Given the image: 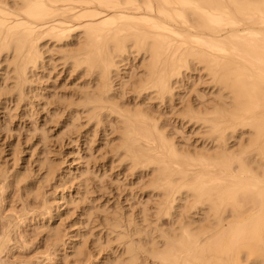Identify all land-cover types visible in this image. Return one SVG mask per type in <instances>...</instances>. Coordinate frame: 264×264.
I'll return each instance as SVG.
<instances>
[{"label": "bare ground", "instance_id": "6f19581e", "mask_svg": "<svg viewBox=\"0 0 264 264\" xmlns=\"http://www.w3.org/2000/svg\"><path fill=\"white\" fill-rule=\"evenodd\" d=\"M72 41L77 42L75 48L70 47ZM54 54L63 65L88 77L78 102L74 105L76 100L69 99L67 106L85 112L91 127L115 119L120 126L113 152L133 172L146 174L150 187L145 185L144 190L150 188L160 198L158 204L152 202L156 219L149 218L154 222L150 226H145L148 203V207L143 204L147 208L139 207L138 222L132 215L129 221L107 216L102 238L106 244H116L117 255L112 248L106 250L115 255L113 261L264 264V0H0V68H12V89L8 85L12 98L24 99L29 78ZM134 60L143 70L130 85L137 97L155 94L168 101L189 72L206 73L217 89L213 90L217 103L203 109L188 107L183 117L207 130L210 144L186 150L148 109H134L139 106L134 102L130 110L114 98L115 80ZM123 80L119 86L125 84ZM236 139L242 142L237 148L230 142ZM45 162L39 165L45 167L42 178L47 181L53 165ZM0 173L3 179L5 174ZM16 176L15 182H23L21 175ZM37 188L33 199L41 197ZM46 204L44 199L41 208L50 215ZM11 224L0 226V264L20 263L7 260ZM44 225L40 227L56 243L59 228ZM77 235L66 245L74 261L84 255V246L74 240ZM95 241L98 249L107 247ZM61 257L64 260L66 255Z\"/></svg>", "mask_w": 264, "mask_h": 264}, {"label": "rangeland", "instance_id": "374dc122", "mask_svg": "<svg viewBox=\"0 0 264 264\" xmlns=\"http://www.w3.org/2000/svg\"><path fill=\"white\" fill-rule=\"evenodd\" d=\"M74 43L75 45H73ZM76 44V41H72L70 47L75 48ZM46 58L48 60H45V66L39 68L35 75L29 78L30 87L26 89V95L20 101L18 98H12L14 96L11 94L12 90L9 89L10 87L12 89L11 84L14 82L13 77L11 79L12 68L4 67L8 73L3 71L5 69L2 66L3 69L0 68V172H2V177L4 174V178L6 176L5 179L3 178L5 183L0 178V192L1 190L2 193L5 192L4 194L0 193L2 194L0 195V226H3L4 229L11 222L13 226L9 233L11 241L9 240L6 248L7 260L11 263L15 261L14 263L23 262L24 264L25 262L26 264H109V262L110 264H117L116 261H113L117 255L115 254L116 244H106L105 239L102 238L106 234L103 232H107L105 222L109 219L107 216L112 217L115 214L113 217H117L116 215H119L118 218L124 221H129L134 217L133 220L136 221L137 219L138 222L142 216L139 207L143 208L148 203L150 208L145 206L147 209L144 213L147 215L150 212L149 216L147 215L148 218L146 217L149 221H146L148 224L145 226H150L149 223L155 222L156 219L154 213L156 206L152 202L157 201L156 204H158L160 198L154 197L155 192H150V188H148L150 187V178L146 174L135 171L134 174L133 169L129 168L113 152L115 149H112V146L115 148L114 146L118 144V126L120 124L115 119H107L106 123L104 121V125L103 122L97 125L92 123L91 127V122L90 125L88 124L87 114L82 112L83 116L80 108L74 106L78 102L77 99L79 98L77 97H80L81 92L85 90L80 88H85L88 77L84 74L83 79L81 75L83 73L80 74V71L78 73L77 70L71 69L68 65H63V61L59 59L58 55H49ZM142 71L138 60L128 61L121 75L125 84L120 85L122 87L119 86V81L122 82L123 80L121 76L115 80L117 84L115 83L116 92H114V96L116 97L114 98L123 103L125 108L129 107L130 110L133 109L134 102V106L139 103V106L134 107V109H143V107H145V111L148 109L147 112L158 122L160 120V123L162 122L161 124L165 127L164 129L169 130L167 131L168 134L170 132V136H175L174 139L179 140L178 142L175 141L186 150H198L200 144V148L210 144V140L207 141L208 138L206 137V135L208 136L207 130L201 131L204 129L203 127L187 121L183 117L184 111L188 107L193 108L195 106V109H203L210 108L217 103L215 96L217 89L213 88L206 73L204 75L203 70L189 72L181 80L179 87L178 84L176 85L177 90H175L176 87L174 88L173 97L168 101H161L155 94H150L147 98L145 97L146 99L137 97L134 87L131 86L136 82V75ZM3 73L5 74L3 75ZM7 74L9 75L7 76ZM128 74L129 77H132L133 74L135 76L131 79ZM5 77L7 78L5 79ZM3 82H6V87L2 84ZM2 86L6 89L2 90ZM117 91L122 94L119 95ZM6 92H10V98ZM117 96H121V98H117ZM69 99L71 102L76 100V102L73 101L74 105L72 104L75 108L71 105L67 106L66 103ZM140 104L143 106L141 107ZM70 106L71 108L67 110ZM72 110L75 111L71 114ZM68 111L69 117L71 114L72 117L70 118L75 122L71 123ZM78 113L81 116L77 115ZM67 122L68 124L70 122L69 125L73 128H70ZM112 123L114 128L116 127L115 129L112 128ZM116 129L118 130L115 132ZM113 138L117 141H114ZM200 138H205L202 141L206 143L202 144ZM232 141L237 148L242 143L240 141L244 142V137L237 142L231 140V144ZM41 161L53 165V175L47 181L42 178L45 174V167L41 169L39 165ZM121 163L122 166H120ZM124 166H127L128 170ZM18 174L23 178V182L22 179L19 182L18 180L14 181ZM4 184L5 191H3ZM145 185H149L146 190H144ZM37 186L39 187L37 188ZM35 188H37L36 193L40 191L38 195L40 194L41 197H34L33 199L32 195L35 193L32 192H35ZM153 198L155 199L153 200ZM44 199L47 201L46 206L50 209V215L47 214L48 210L41 208ZM152 206L154 210H152ZM18 217L24 222H18ZM135 217L137 218L135 219ZM149 218H152L153 221H150ZM163 220L165 218L161 219V221ZM164 223L161 222L167 226L166 220ZM41 224H50L59 228L58 240H54L56 243H51L53 240L48 238L46 231L40 227ZM103 224L106 225V228H103L105 226ZM144 224L143 227H145ZM14 225H18V227H14ZM0 230L2 232V229ZM74 235H77V238L74 237L77 240H74L84 246H82L84 255L79 256L78 261L75 260L76 262L74 257L70 256V250L66 248L69 238ZM81 239H83V243ZM95 240L100 245L106 244L107 247L104 249L101 245L102 249H98L94 243ZM55 244L56 247L53 250ZM94 245L97 249L94 248ZM111 248L115 255L110 253ZM107 249L109 250L106 251ZM62 254L66 255L64 260H62ZM143 259H140V264H156L152 260Z\"/></svg>", "mask_w": 264, "mask_h": 264}]
</instances>
